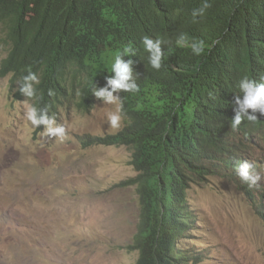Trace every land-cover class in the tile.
Here are the masks:
<instances>
[{
    "label": "trees",
    "instance_id": "16d2710c",
    "mask_svg": "<svg viewBox=\"0 0 264 264\" xmlns=\"http://www.w3.org/2000/svg\"><path fill=\"white\" fill-rule=\"evenodd\" d=\"M204 0H0V29L8 51L0 77L9 75L15 98L18 82L31 68L38 106L59 117L75 101L94 104L95 84L114 76L115 56L130 48L137 91L120 95L123 126L106 135H79L80 143L126 145L134 176L117 185H135L139 219L123 246L138 253L135 264H193L202 260L188 242L199 221L189 200L193 184L210 175L232 178L264 218V186L249 188L235 173L242 161L264 169V115L236 130L237 84L247 76L264 83V0H208L203 16H192ZM203 41L196 55L189 45ZM164 40L160 69L148 62L142 38ZM83 72H86L84 81ZM49 89L55 95H49ZM31 100V99H30ZM36 104V100H31ZM251 112V110H249ZM41 128V126H40Z\"/></svg>",
    "mask_w": 264,
    "mask_h": 264
},
{
    "label": "rangeland",
    "instance_id": "374dc122",
    "mask_svg": "<svg viewBox=\"0 0 264 264\" xmlns=\"http://www.w3.org/2000/svg\"><path fill=\"white\" fill-rule=\"evenodd\" d=\"M7 46L0 29V63ZM14 91L9 75L0 77V264H135L138 253L123 246L137 228L139 195L117 185L136 174L131 150L78 139L120 130L122 115L119 128L107 122L118 105L64 104L60 139L31 125L23 105L32 101ZM188 195L199 218L188 242L203 256L193 264H264V218L232 178L210 175Z\"/></svg>",
    "mask_w": 264,
    "mask_h": 264
},
{
    "label": "clouds",
    "instance_id": "9594fccd",
    "mask_svg": "<svg viewBox=\"0 0 264 264\" xmlns=\"http://www.w3.org/2000/svg\"><path fill=\"white\" fill-rule=\"evenodd\" d=\"M210 7L208 0H204L201 8L194 9L192 12L193 19L197 16H203L205 10ZM164 40L161 38L152 39L149 36L142 38V44L144 49L149 53L148 62L154 69H160L164 58V49L162 44ZM176 43L180 46L189 45L192 52L196 55L201 54L204 51L203 41L189 42L186 34H180ZM133 54L130 48H125L122 53H118L115 56L114 63L111 65V71L114 72V76L108 77V83L104 81L102 85L94 86L92 92H94V103L97 98L102 99L104 104H117V108L114 112H109L107 116V122L111 128H119L121 121L122 105L120 102L121 91L131 92L137 91L138 85L136 77L133 75L132 60L125 61L123 55ZM86 72H83L84 81ZM10 78V76H9ZM40 83L38 75L28 69L26 75H24L18 82V91L22 93L27 99L36 100L37 103H25L24 116L31 123V125L39 130L44 126V134L48 137L63 139L66 134V127L63 124L57 123L58 118L49 116L47 108H41L38 106L37 88L35 87ZM242 95H237L235 103L237 108L235 110V116L230 120L232 130L239 128L240 124L244 121L256 123L259 118L256 115L259 112L264 115V83H258L257 81L250 79L247 76H243L237 84ZM49 95H55L54 91L49 89ZM26 99V100H27ZM71 101L70 103H72ZM75 102V101H74ZM78 106V104H76ZM94 105V104H93ZM79 107V106H78ZM61 109V108H60ZM81 109V108H79ZM91 109V108H90ZM90 109H81L90 111ZM251 110V112L249 111ZM60 114V113H59ZM41 126V128H40ZM264 169L258 171L250 163L242 161L235 166V173L240 180L246 183L249 188L257 187L264 179Z\"/></svg>",
    "mask_w": 264,
    "mask_h": 264
}]
</instances>
